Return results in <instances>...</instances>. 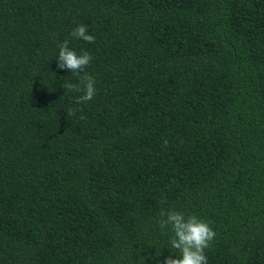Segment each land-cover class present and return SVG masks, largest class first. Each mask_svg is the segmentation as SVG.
I'll list each match as a JSON object with an SVG mask.
<instances>
[{
	"label": "trees",
	"instance_id": "1",
	"mask_svg": "<svg viewBox=\"0 0 264 264\" xmlns=\"http://www.w3.org/2000/svg\"><path fill=\"white\" fill-rule=\"evenodd\" d=\"M170 209L264 264V0H0V264H163Z\"/></svg>",
	"mask_w": 264,
	"mask_h": 264
},
{
	"label": "clouds",
	"instance_id": "2",
	"mask_svg": "<svg viewBox=\"0 0 264 264\" xmlns=\"http://www.w3.org/2000/svg\"><path fill=\"white\" fill-rule=\"evenodd\" d=\"M70 36L73 39H81L87 43H94L95 38L89 35L86 25H78ZM57 68L78 74L79 83H65L62 88L71 92L82 93L75 98L74 103L82 104L93 99L96 95L95 78L84 70L91 63L92 57L84 51L77 54L69 48V41L64 40L59 44ZM76 109H69L67 115H75ZM82 118V117H81ZM158 227L162 230L171 229L169 243L172 249L178 253V258L171 255L163 260V264H207L205 250L210 247L216 233L207 222L196 215H185L177 210H162Z\"/></svg>",
	"mask_w": 264,
	"mask_h": 264
}]
</instances>
